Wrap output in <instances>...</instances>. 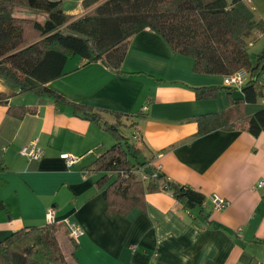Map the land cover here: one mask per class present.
<instances>
[{
    "label": "crops",
    "instance_id": "1",
    "mask_svg": "<svg viewBox=\"0 0 264 264\" xmlns=\"http://www.w3.org/2000/svg\"><path fill=\"white\" fill-rule=\"evenodd\" d=\"M51 1L76 18L95 8H85V0ZM245 3L264 22V0ZM64 72L45 85L56 99L47 92L13 94L0 81L6 95L0 102V242L23 228L45 226L53 209L56 222L82 231L73 244L60 243L76 264H264V191L257 189L264 181V132L253 137L236 127L198 135L193 120L231 108L222 76L194 72L190 57L149 30L130 39L117 71L71 57ZM209 87L218 88L213 98L197 97V88ZM246 105L239 106L246 115L261 109ZM77 106L122 135L129 128L142 151L138 160L188 187L189 205L162 188L145 192L125 215L108 209L117 174L101 170L96 160L118 138L78 114ZM33 140L44 155L28 163L19 150ZM61 154L77 161L68 167ZM212 195L229 205L213 210Z\"/></svg>",
    "mask_w": 264,
    "mask_h": 264
},
{
    "label": "trees",
    "instance_id": "2",
    "mask_svg": "<svg viewBox=\"0 0 264 264\" xmlns=\"http://www.w3.org/2000/svg\"><path fill=\"white\" fill-rule=\"evenodd\" d=\"M83 4L85 8H95L76 18L65 14L58 1L0 0V81L11 93L47 92L52 98H59L45 85L65 74L69 58L78 57L84 64L101 62L117 71L130 39L149 30L159 34L173 52L190 57L196 73L223 77L245 70L250 75L240 89L241 99L232 98L233 89L222 88L230 97L229 110L193 119L198 135L236 127L253 137L264 132V107L251 115L239 107L255 104L264 96V83L258 85V78L264 73V50L256 55L248 52L251 33L264 34V22L255 18L245 0H85ZM27 22L37 34L31 42ZM217 89L195 91L198 98L210 99ZM5 98L0 93V102ZM76 108L78 114L101 124L118 138L96 160L101 170L117 174L107 192L108 209L125 215L145 192L162 188L185 207L189 205V188L168 181L145 158L138 160L141 149L137 144L130 148L116 125L102 121L87 106ZM146 169L151 171L149 175L145 174ZM138 173L148 179L147 185L137 181ZM60 227L65 229L54 220L43 227H26L11 233L0 242V264H68L57 238ZM68 238L73 244L74 239ZM69 258L76 264L72 252Z\"/></svg>",
    "mask_w": 264,
    "mask_h": 264
},
{
    "label": "built area",
    "instance_id": "3",
    "mask_svg": "<svg viewBox=\"0 0 264 264\" xmlns=\"http://www.w3.org/2000/svg\"><path fill=\"white\" fill-rule=\"evenodd\" d=\"M257 39L264 40V34L258 33L256 35ZM261 78V80H260ZM250 79V75L245 70H238L235 73L223 76L222 84L224 87L231 89H241ZM264 83V73L258 78V85ZM261 107H264V96L260 101ZM19 155L26 159L28 163L39 162L43 158V150L39 146L36 140L30 141L19 150ZM60 159L64 160L65 164L69 167L74 164L77 159L69 154H61ZM257 189L264 191V181L257 185ZM210 201L213 206V210L221 211L229 205V202L217 195H212ZM55 211L53 209H48L46 212V220L50 223L54 221ZM65 229L67 230L70 237L73 239H78L82 236V231L76 224L70 223L68 221L63 222Z\"/></svg>",
    "mask_w": 264,
    "mask_h": 264
},
{
    "label": "rangeland",
    "instance_id": "4",
    "mask_svg": "<svg viewBox=\"0 0 264 264\" xmlns=\"http://www.w3.org/2000/svg\"><path fill=\"white\" fill-rule=\"evenodd\" d=\"M21 14V13H20ZM40 19V18H39ZM26 28H27V37L29 38V42L33 41L34 39L37 38V34L35 32H33L32 28H31V23H26ZM257 31H253L251 33V36L249 38V41L248 43H251L252 45L248 47V52L250 55H256V54H259L261 53L263 50H264V40H258L256 39V35H257ZM253 40V41H252ZM261 80V78H260ZM222 81H223V77H222ZM238 94H241L242 93L240 91H234L232 93L233 96H237ZM260 101H261V98H259L257 100V103L255 104H247L246 105V108H251V107H259L260 105ZM122 132L124 133L123 136L126 138V141L127 143H129L130 145V148H132V145H134V142L132 141L133 140V137L131 136V133L129 131V128H123L122 129ZM57 238L59 239V243L61 242H64L65 244L66 243H71L68 236H67V233L65 232V230L63 228H57ZM60 245V244H59ZM62 252L64 253V257L67 258V263L68 264H73L71 259L69 258V252H66L64 251V249H62Z\"/></svg>",
    "mask_w": 264,
    "mask_h": 264
},
{
    "label": "water",
    "instance_id": "5",
    "mask_svg": "<svg viewBox=\"0 0 264 264\" xmlns=\"http://www.w3.org/2000/svg\"><path fill=\"white\" fill-rule=\"evenodd\" d=\"M150 172H151V171H150L149 169H146V170H145V173H146L147 175H149ZM163 190H166V188H163Z\"/></svg>",
    "mask_w": 264,
    "mask_h": 264
},
{
    "label": "bare ground",
    "instance_id": "6",
    "mask_svg": "<svg viewBox=\"0 0 264 264\" xmlns=\"http://www.w3.org/2000/svg\"><path fill=\"white\" fill-rule=\"evenodd\" d=\"M69 235V234H68ZM70 237V236H69ZM70 238H72V237H70ZM73 239V238H72ZM75 240V239H74Z\"/></svg>",
    "mask_w": 264,
    "mask_h": 264
}]
</instances>
